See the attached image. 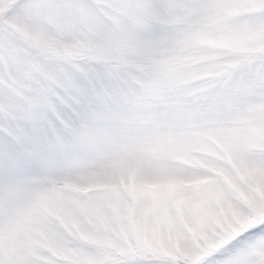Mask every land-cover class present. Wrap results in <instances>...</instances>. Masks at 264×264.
Wrapping results in <instances>:
<instances>
[{
  "label": "snow or ice",
  "instance_id": "6c2138e0",
  "mask_svg": "<svg viewBox=\"0 0 264 264\" xmlns=\"http://www.w3.org/2000/svg\"><path fill=\"white\" fill-rule=\"evenodd\" d=\"M0 264H264V0H0Z\"/></svg>",
  "mask_w": 264,
  "mask_h": 264
}]
</instances>
